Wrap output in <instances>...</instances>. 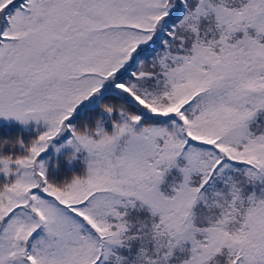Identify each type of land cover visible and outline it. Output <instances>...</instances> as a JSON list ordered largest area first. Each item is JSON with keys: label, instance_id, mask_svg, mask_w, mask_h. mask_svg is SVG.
Listing matches in <instances>:
<instances>
[{"label": "snow or ice", "instance_id": "snow-or-ice-1", "mask_svg": "<svg viewBox=\"0 0 264 264\" xmlns=\"http://www.w3.org/2000/svg\"><path fill=\"white\" fill-rule=\"evenodd\" d=\"M0 264H264V0H0Z\"/></svg>", "mask_w": 264, "mask_h": 264}, {"label": "rangeland", "instance_id": "rangeland-1", "mask_svg": "<svg viewBox=\"0 0 264 264\" xmlns=\"http://www.w3.org/2000/svg\"><path fill=\"white\" fill-rule=\"evenodd\" d=\"M53 152H54V150H53Z\"/></svg>", "mask_w": 264, "mask_h": 264}]
</instances>
